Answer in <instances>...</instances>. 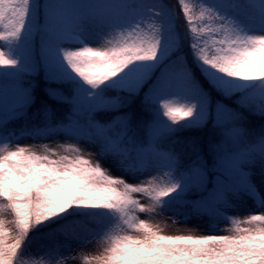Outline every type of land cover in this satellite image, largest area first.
Segmentation results:
<instances>
[{
	"label": "snow or ice",
	"instance_id": "6c2138e0",
	"mask_svg": "<svg viewBox=\"0 0 264 264\" xmlns=\"http://www.w3.org/2000/svg\"><path fill=\"white\" fill-rule=\"evenodd\" d=\"M42 228L32 264H264V0H0V264Z\"/></svg>",
	"mask_w": 264,
	"mask_h": 264
},
{
	"label": "rangeland",
	"instance_id": "374dc122",
	"mask_svg": "<svg viewBox=\"0 0 264 264\" xmlns=\"http://www.w3.org/2000/svg\"><path fill=\"white\" fill-rule=\"evenodd\" d=\"M88 43L95 46L97 43V40L95 37H90L88 40ZM40 75L42 76V74H40ZM19 143L21 145H31L34 143V141L30 138H24V139H20ZM37 143H39V144H45V143L51 144V142L48 140H41V141H38ZM251 207H252V202L249 200V201H247V206L240 208L238 211H240V213L243 214L246 211H248ZM177 218H179L178 215H177ZM72 224L69 225V228L71 231H74L76 233L82 232V229L77 230L74 228L75 226L74 227L72 226ZM76 225L79 226V224H76ZM161 226L163 227L164 234H169V235L181 234V232L178 231V229L183 230V229H185V227H188V228L199 227L203 231L208 230L207 224L205 221L196 220V219L189 220L187 222V224L182 222V223L176 224V225H173L170 220H167V221L162 222ZM243 226H245V225H242V227ZM44 233L45 232L41 231V234H35L32 237V243L30 245L31 251L25 257V259L29 261V264H32V262H34V261H38L40 259L39 254L42 253L43 251H45L49 246L56 244V243H59L60 241L64 240L63 234H56L55 236H48V235H44ZM197 234H199V231L197 232ZM86 251L95 252L96 251L95 242L93 243L92 246H90L88 249H86Z\"/></svg>",
	"mask_w": 264,
	"mask_h": 264
},
{
	"label": "trees",
	"instance_id": "16d2710c",
	"mask_svg": "<svg viewBox=\"0 0 264 264\" xmlns=\"http://www.w3.org/2000/svg\"><path fill=\"white\" fill-rule=\"evenodd\" d=\"M163 2L165 4H168V5H174L175 4V0H163ZM177 23L182 24L183 21L178 19ZM35 83L37 84L36 94L38 96H40L41 98H44V88L46 87V85L44 84L41 75H39L35 78ZM224 103L230 105L231 101L225 100ZM137 111H139L138 108H137ZM144 118L148 119L149 118L148 114H144ZM251 123L253 126L258 127L260 121L258 119H252ZM208 135L209 134H208V131L206 128H204V129H185L184 131L177 134V137L181 142L177 143L175 145L176 150L178 152H183L185 154H189L191 152V149L189 148L187 141L191 140V139H197V140H200L203 142V141H206L208 139ZM73 226H75L74 228L77 230L82 229L81 225L77 226L74 223ZM41 231L46 232L47 228H42ZM30 236L33 237L34 234L30 233Z\"/></svg>",
	"mask_w": 264,
	"mask_h": 264
}]
</instances>
